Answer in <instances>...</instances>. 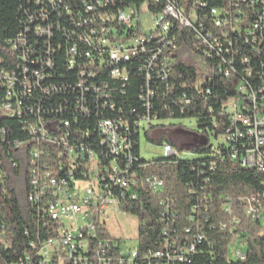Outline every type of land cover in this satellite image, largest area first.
Segmentation results:
<instances>
[{
    "label": "built area",
    "instance_id": "built-area-1",
    "mask_svg": "<svg viewBox=\"0 0 264 264\" xmlns=\"http://www.w3.org/2000/svg\"><path fill=\"white\" fill-rule=\"evenodd\" d=\"M80 1L83 14L69 13V21L61 26L49 8L68 11V4L28 0L20 32L9 45L19 57L32 60V67L15 63L14 69H5L0 59V83L5 87L0 111L20 119L28 135L25 142L12 141V147L20 149L19 157L25 158V203L30 210L23 231L27 241L12 264H133V259H140V264H181L203 235L181 251L164 241L141 257H133L135 246L124 248L121 239L109 238V211H121L120 204L135 197L132 188L137 182L150 190L163 186L155 174L138 178L132 170L138 161L132 153L134 134L140 139L144 126L159 121L148 112L132 118L133 112L127 115L112 98L109 80L128 79L126 67L115 65L114 57L142 52L140 68L147 86L140 97L147 110L153 95L148 82L169 76V54L175 49L169 32L174 24L194 30L206 49L229 55L227 60L222 57L225 77L237 76L238 58L243 74L257 80L239 86L240 93L228 101L229 129L221 142L230 148V158L264 176V0H227L228 6L218 8L230 10L210 7L201 17L195 9L207 8L201 0H143L138 7L126 6L113 14L106 11L113 0ZM143 16L150 17L147 28L142 26ZM208 19L216 33L205 28ZM235 41L246 46L244 54ZM61 52L66 73L44 74V64L57 63ZM97 66H105V73H97ZM28 142L32 144L26 151ZM45 144H53V151H45ZM160 146L163 156L176 154L169 143ZM79 172L82 177L76 178ZM243 200L252 219H264L255 196ZM221 208L230 214V201H223ZM241 254L232 251L237 258Z\"/></svg>",
    "mask_w": 264,
    "mask_h": 264
},
{
    "label": "trees",
    "instance_id": "trees-1",
    "mask_svg": "<svg viewBox=\"0 0 264 264\" xmlns=\"http://www.w3.org/2000/svg\"><path fill=\"white\" fill-rule=\"evenodd\" d=\"M113 1L114 4H110L106 10L112 14L126 6L138 7L143 0ZM191 1L183 0V4H191ZM201 1L207 4V8H195L200 17L204 10L209 12L210 7L230 10L218 8L228 6L227 0ZM62 2L68 4V11L49 8L52 19L61 26H64V21H69V13L73 16L83 14L80 0ZM27 5L28 0H0V59L5 69H14L15 63L20 67H32V60L19 57L9 45L20 32L22 8ZM30 7H34L33 3ZM161 9L149 8L151 12ZM204 23L207 30L217 32L209 19ZM169 33L175 42V49L169 54V76L166 81L158 79L148 82L153 90L148 110L140 97L147 86L140 68L142 52L131 55L124 63L121 60L114 63L126 67V82L109 80L110 87L114 88L112 98L123 107V112L127 115L133 112L132 118L146 112L152 117L156 116L158 123L143 127L145 140L159 146L167 142L176 152L175 155L160 154L146 160L141 156V138L136 134L133 136L132 153L138 161L132 165V170L138 178L155 174L163 182V186L156 190L137 182L136 187L132 188L135 197H127L120 204L122 212L135 216L139 222L136 245L133 247L135 257L154 252L164 241L171 249L181 251L200 234L203 239L196 241L194 251L185 254L181 264H264V219H252L246 212V201L243 200L255 196L261 203L260 207L255 203L261 214L258 216H264V176L251 167L241 166L238 159L230 158V148L221 142L229 129L228 114L225 112L228 101L240 93L239 86H248V80L257 79L243 74L240 64H237L238 58L235 64L237 76L225 77L223 72L227 65L222 62V57L227 60L229 55L224 53L221 57L206 49L196 39L194 30L174 24ZM234 43L241 53L246 52V46L242 48L241 42ZM56 57L57 63L44 64V74H56L57 71L66 73L62 65L64 53H57ZM192 57L199 58L204 66L202 70H198ZM97 73H105V66H97ZM101 77L105 78V75ZM4 94L5 87L0 83V104ZM185 100L189 102L184 103ZM184 118L196 119L195 131L201 137L181 146L166 136L163 129L175 125L172 123L174 120ZM211 138L217 142L211 143ZM14 140L27 141V132L20 119L3 115L0 111V264H12L23 251L27 241L23 231L30 222L25 191H19V181H22L25 190L28 182L23 165L25 158L19 157L20 149L12 147ZM31 144L27 143L26 151ZM216 148L221 152L217 153ZM45 151H53V144H45ZM185 151L199 154V157L180 158L179 153ZM13 161H17L16 166L11 165ZM139 164L145 166L138 167ZM81 177L80 172L76 174V178ZM225 197L231 203L230 214L221 208ZM5 243L10 246H5ZM235 243L245 247L238 258L229 252L230 245ZM133 264H140V259H134Z\"/></svg>",
    "mask_w": 264,
    "mask_h": 264
},
{
    "label": "rangeland",
    "instance_id": "rangeland-1",
    "mask_svg": "<svg viewBox=\"0 0 264 264\" xmlns=\"http://www.w3.org/2000/svg\"><path fill=\"white\" fill-rule=\"evenodd\" d=\"M149 25L150 17L143 16L142 26L147 28ZM192 61L198 70H202L204 68L199 58L192 57ZM172 123L175 125L170 127L166 126L163 130L166 136L172 138L178 145H188L193 142L195 138L199 139L201 137V134L195 131L197 130V122L194 118L178 119L174 120ZM218 141H220V139H218ZM210 142L215 144L217 141L211 138ZM140 147L141 156L146 160H150L161 154V146L149 143L145 140L144 135L141 136ZM178 156L180 158L193 159L199 157V154L185 151L179 153ZM19 183L21 184V186H19V191L20 193H24L25 187L22 181L20 180ZM138 224L139 222L135 216L117 210L109 211L106 220V228L109 233V238L114 240L121 239L122 246H124V248H132L136 245ZM233 250L244 252L245 247L244 245L237 243L231 244L229 252L232 253Z\"/></svg>",
    "mask_w": 264,
    "mask_h": 264
},
{
    "label": "bare ground",
    "instance_id": "bare-ground-1",
    "mask_svg": "<svg viewBox=\"0 0 264 264\" xmlns=\"http://www.w3.org/2000/svg\"><path fill=\"white\" fill-rule=\"evenodd\" d=\"M133 54H137V53L136 52L130 53V56L133 55ZM130 56L114 57V63L116 64L120 60L122 61V63H124V62H126L130 58ZM47 64H49V63H47ZM243 166L244 167H251V165H243ZM135 256H136V252H135V249L133 248V257H135ZM238 256L240 257L241 255H238ZM133 261H134V259H133Z\"/></svg>",
    "mask_w": 264,
    "mask_h": 264
}]
</instances>
